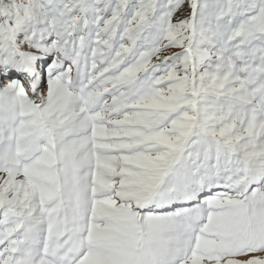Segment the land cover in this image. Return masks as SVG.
I'll use <instances>...</instances> for the list:
<instances>
[{
	"label": "snow or ice",
	"instance_id": "1",
	"mask_svg": "<svg viewBox=\"0 0 264 264\" xmlns=\"http://www.w3.org/2000/svg\"><path fill=\"white\" fill-rule=\"evenodd\" d=\"M0 264H264V0H0Z\"/></svg>",
	"mask_w": 264,
	"mask_h": 264
}]
</instances>
